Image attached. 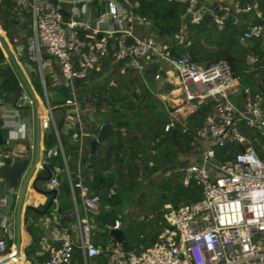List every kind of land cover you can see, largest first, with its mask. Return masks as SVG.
I'll return each mask as SVG.
<instances>
[{"label": "built area", "instance_id": "obj_1", "mask_svg": "<svg viewBox=\"0 0 264 264\" xmlns=\"http://www.w3.org/2000/svg\"><path fill=\"white\" fill-rule=\"evenodd\" d=\"M14 1L15 12L30 14V32L25 37L23 51L37 73L45 97V103L32 110L38 117V126L44 130L51 128L57 139L56 145L46 151L47 156L56 149L63 156L53 116L55 107L63 112L64 126L73 129L71 139L77 142L79 151L86 137H95L96 134L84 128L83 106L77 99L76 82L80 78L88 80L92 70L99 69L102 58L108 54L114 60L127 58L139 69L141 61L155 56L166 67L165 81L177 101L170 106L173 109L163 125L164 131L172 128L176 121L185 131L186 116L199 103L212 101L211 110L203 122L189 129L197 143L193 150L195 158L179 168L182 184L193 182L200 188L201 196L167 210L164 224L147 248L126 249L110 234L111 230L122 229L119 218L96 222L98 210L108 205H102L99 195L92 193L81 177L71 180L63 156V172L74 204L75 223L61 228L51 244L41 247L38 253H46L41 264H76L75 256L80 264H264V161L255 148L256 145L264 148L262 92L241 85V77L234 75L225 59L202 66L190 60L187 53L170 56L153 35H139L128 27L130 25L126 26L147 21L134 14L129 6L118 5L116 0H106V14L113 22L121 21L122 25L102 30L100 36L96 30L86 31L90 28L86 21L73 17L78 14L74 5L67 10L68 18H64L65 14L53 0ZM175 1L185 4L181 22L187 18L198 23L203 15L208 14L217 25H221L229 14L234 18L240 11H251L252 19L241 39L260 37L264 32V10L258 9L256 2L242 4L239 0H219L209 4L202 0ZM255 18L261 23L254 24ZM79 29L84 31L83 36H80ZM176 37L179 42L183 39L182 33ZM48 72L53 94H57L61 86L67 89V94L57 105L48 99L45 85ZM154 78L159 79V73ZM4 96L0 95V128L18 131L24 124L18 122L17 108L6 102ZM19 98L22 103H30L26 92ZM177 110L181 113H176ZM226 143L240 144L244 148L235 152L232 158H216L214 148ZM19 152L0 149V164L5 159L13 161ZM48 174V187L56 188V169L48 168ZM114 194L115 190L110 188L106 197ZM76 196L83 209L82 216L77 211ZM11 231L12 216L0 184V264L17 263L15 247L6 242ZM21 255L25 260L22 252Z\"/></svg>", "mask_w": 264, "mask_h": 264}, {"label": "trees", "instance_id": "obj_2", "mask_svg": "<svg viewBox=\"0 0 264 264\" xmlns=\"http://www.w3.org/2000/svg\"><path fill=\"white\" fill-rule=\"evenodd\" d=\"M122 2L123 0H119ZM125 7L143 16L149 23L150 34L165 46V51L170 55L187 53L190 60L202 66L225 59L232 68L234 75L241 77V85H248L253 91H261L264 95V32L260 37L242 38L243 31L248 27L253 13L251 11H240L232 17L225 16L221 25H217L210 15L205 14L198 23H192L187 18L181 22V14L184 12L185 4L175 0H126ZM246 4L256 2L258 9L264 10V0H239ZM93 2L96 14L102 12L103 4ZM14 0H0V29L8 42L15 48L25 43L27 34H19L14 25L29 13L27 11L15 12ZM29 16V15H28ZM30 17V16H29ZM64 18H67L64 16ZM84 31L79 29L80 36ZM182 33L181 42L176 35ZM101 33H97L100 36ZM188 43V44H185ZM112 46V42H109ZM23 50L19 57L26 60ZM248 57H252L250 61ZM129 59L114 60L111 54L104 56L101 66L92 70L88 76L90 82L100 72L109 70L103 78L95 84L89 83L85 78L76 82V88L84 87L81 92L76 90L77 99L81 100L82 106L89 103L97 114L84 122V128L92 134H96L99 126L107 123L111 128L103 141L96 144L94 149L95 158L103 164L99 167L88 159L89 142L92 136L84 139L83 147L78 150V144L71 139L72 128H67L64 133L60 132L61 122H56L58 136L62 146L66 164L72 181L77 179L76 162L84 175L82 181L89 187L92 193L99 195L102 205L107 204L109 208L101 207L95 215L96 222L101 219L112 221L119 218L123 239L133 249L147 248L155 239L159 228L164 224V213L169 209L176 208L181 203L193 202L200 198V188L193 182L183 185L180 181L181 170L177 165L183 163L182 158L193 154L197 143L190 134V127L199 125L210 112L212 101L206 100L198 104L196 109L186 116L184 125L186 130L182 131V125L175 122L174 126L167 131L163 130L164 123L168 120L169 107L165 101L156 96L154 75H165L166 67L161 65L155 56L149 60L141 61L142 67L132 65ZM32 75V89L36 94L42 93L41 85L35 71ZM46 89L50 82L45 80ZM22 92L21 81L15 73L10 61L4 59L0 53V95H11L14 105L21 103ZM58 94L51 104L57 105L61 102L67 89L61 86ZM264 109V100H263ZM59 107V106H57ZM83 118V116H82ZM87 118L84 116V119ZM83 119V120H84ZM1 135L5 138L3 128ZM56 142V136L52 129L43 134V162L45 167L53 169L57 167L55 201H51L46 207L51 195L48 194L46 201L42 204L25 205L23 211V223L25 231L30 236L29 242L24 246V256L31 264H41L46 253L39 254L40 237L42 228L37 224V219L44 213L50 212L56 207L57 212L65 215L61 218L69 220L68 212L72 207L69 187L66 179L62 176L63 161L60 152L46 155V151ZM244 148L240 144L226 143L215 147V157L221 160L232 158L235 152ZM258 156L264 161V148L256 146ZM5 162H10L5 159ZM39 175H46L47 170L41 168ZM160 176L155 188L158 194L155 201L149 205V210L141 217L132 215L124 217L115 209L120 201L123 191H132L136 186L142 184L151 176ZM110 188L115 194L107 198ZM152 192L140 191L136 196V207L141 209L144 202ZM167 204V207H164ZM76 257V264L80 260ZM26 262V261H25ZM27 263V262H26Z\"/></svg>", "mask_w": 264, "mask_h": 264}, {"label": "crops", "instance_id": "obj_3", "mask_svg": "<svg viewBox=\"0 0 264 264\" xmlns=\"http://www.w3.org/2000/svg\"><path fill=\"white\" fill-rule=\"evenodd\" d=\"M53 1L56 4H58L60 8H63L66 12H67V10H69V8L71 6L74 5L77 9L78 14L76 16H73V17L80 19V20H83V21H86L88 23V25L90 26V28L88 30H86L88 32L91 30H96L97 33H100V32H102V30L114 29V28H117L120 25H122L121 21L113 22L109 18V16L106 14V11H107L105 8L106 0H85L84 2H82V0H78V2H72V0H53ZM94 1H97L98 4L101 3L102 1H105L103 4L102 12L96 14V8L93 6ZM202 1H204V3L215 4L219 0H202ZM224 1H227V0H224ZM116 2L118 5H120V6L123 5V7H124V4H123L124 0L122 2H120L119 0H116ZM65 16L68 18V15H65ZM128 25H130V26H128ZM126 26L130 27L136 34L152 35V34H150V28H149L150 25L148 22L147 23L133 22L131 24H126ZM0 36L4 40L7 47L9 48L10 44L8 43L7 38L3 35V31L1 29H0ZM22 50H20L19 52L21 53ZM15 51L17 54V50H15ZM17 56H19V55L17 54ZM248 59L251 61L252 57H248ZM14 61L17 64V66H18L20 72L22 73L23 77L25 78L28 86L30 87L31 90H33L32 85L29 83L28 77L26 76V70L27 69L24 66V62H27V60H24L23 62H21V64H19L17 60H14ZM20 66L23 67L24 70H22V68ZM164 81H165V76H164ZM165 90H167L169 92V87H168V84L166 81H165ZM32 92L38 101V107H40L42 105V103H45L39 99L38 95L34 92V90ZM21 93H25V92L22 91ZM26 93L28 94L27 91H26ZM170 94H172V93H170ZM28 96H29V99L31 100L30 102H32V99H31L29 94H28ZM56 96H57V94L52 93V98L49 99V97H48L49 101L51 102L52 100H54V98H56ZM262 96H263V100H264V95L262 94ZM4 100L6 102H11L14 105L13 96L5 95ZM14 106L17 108V115L18 116H16V119L18 120V122L23 123L24 126H23V128L19 129L18 131H13V132L12 131L9 132L8 130L4 129V130H6L5 138H3V139H5V144L0 145V146H4V148H0V149H7V150H14V151L19 150L20 152L13 159L15 160L17 158H27L29 160L28 166L30 164V160H32V164H34V168H33L31 174L29 175V177L27 179L26 186H25L23 192H22L23 181L21 183L20 192L16 193L15 192V186H14V190H13L12 194L9 196L7 195L8 185L2 181L4 183V185H1V187L3 190L4 197L6 198V205L9 207V211L11 212V216H12L11 237L7 238L6 242L10 241L13 238L16 241L17 214H18L17 208H18V205L20 202L19 214H18V218H19V220H18L19 221L18 222V228H19L18 246L19 247L18 248H19V250L21 249V252L24 255V252H23L24 246L29 242V239H30V236L25 231L24 223H23V211H24L25 205L30 204V205L36 206L37 204H42V203H44V201H46L48 194H50L51 197H50V199L46 205V207H47V206H49L51 201H55V194L56 193L53 195L52 193L47 192L48 190H50L52 188H49L47 185V182H46L47 177L46 176L48 174V167H45L44 162H43V158H42V156H43V134L46 130H44L38 126V142L36 144V138H37L36 137V126H35V115L36 114L32 110L33 108H35L33 106V102L31 104L29 102L22 103V101H21V103H19V106H16V105H14ZM29 107L31 108L30 113L34 115V128H31V126L28 123L29 118H30L29 114H26L22 109V108L27 109ZM262 107H263V105H262ZM58 110H59V114L57 117L54 115V112H53L54 121L56 124V122L58 120H60V122H61L60 132L64 133L67 128L64 126V123L62 121L63 120V112L61 111L60 108H58ZM83 121L89 122V119L85 118V120H83ZM56 143H57V139L53 145H56ZM36 145L38 148V159L36 162H34V159L36 156ZM27 153L30 154L31 157H29L27 155ZM194 154H195V152L193 151L192 155L194 156ZM60 155H61L62 161H63L64 153H63V156L61 153H60ZM64 158L66 161L65 156H64ZM188 159H189L188 156L183 157L182 158L183 163L181 164V166L189 163L190 161ZM10 162H12V160H10ZM28 166H27V168H28ZM177 166H178V169L181 167L180 165H177ZM27 168H26V170H27ZM41 168H45L47 170L46 175H39L38 174V172L40 171ZM53 169H56V172L58 171L57 167H54ZM63 169H64V161H63V168H62L61 173H62V176L67 181V178L63 172ZM25 171H24V173H25ZM76 171H77V177L78 176L81 177L84 175V172L81 170V168L79 167L77 162H76ZM24 173H23V175H24ZM26 174H25V176H26ZM23 180H24V178H23ZM67 183H68V181H67ZM68 187H69V185H68ZM69 192H70V188H69ZM75 193H77V192H75ZM13 195L15 196V200H13L11 203V196H13ZM20 198H21V201H20ZM70 199H71L72 207L70 208V210L68 212V216L70 217L69 220L64 219L62 222L61 218H63L65 215L61 214L60 212H57L56 207H54L48 213H44L45 210H43L42 211L43 214L38 217L37 224L43 230L42 235L40 237V241H39L40 247H43L44 245H47V244H51L53 242L54 238H56L58 236L61 228L67 227V226L75 223L74 204H73L71 193H70ZM76 204H77V211L79 212V215L82 216L83 215V209L81 208L80 200L77 196H76ZM167 206H168L167 204H164V207H167ZM107 208H109V206H107ZM104 239H105V237H104ZM7 245L11 246V244H8V243H7ZM41 249L42 248H40V250ZM24 261H26L28 264L30 263L29 260L25 259Z\"/></svg>", "mask_w": 264, "mask_h": 264}, {"label": "rangeland", "instance_id": "obj_4", "mask_svg": "<svg viewBox=\"0 0 264 264\" xmlns=\"http://www.w3.org/2000/svg\"><path fill=\"white\" fill-rule=\"evenodd\" d=\"M28 15L30 16V14L28 13L25 16V18L23 19V21L20 18L21 15H19L18 16V18H19L18 23L13 26L14 27L13 29H15L19 34H22V35L27 34V30L26 29H28V27H30V22H31V19H30V17ZM24 25L27 26L26 29L24 28ZM155 40L158 42L157 39H155ZM8 50H9L11 56L13 57V59L17 60L19 64H21V62L24 61L23 58L17 56L16 51H15L14 47L11 44H10ZM0 53L3 55L5 60L10 61L8 56H7V54H6V52H5V50H4V48L1 46V44H0ZM22 57H25L24 51H23V56ZM21 68H22V70H24L23 67H21ZM108 71L109 70H105L103 72H100L99 74L96 75L94 81L90 82L88 80L89 83L85 84V86L88 85V84H95V83L99 82ZM15 73L19 77V75H18L16 70H15ZM26 76L28 77L29 83L32 84V81H31L32 80V75L27 70H26ZM164 76L165 75L160 76L159 79L155 80V87H154L155 89L154 90L157 92L156 96L158 98L164 100L167 105L171 106V105L175 104V102L177 101V97L174 94H170L167 90H165ZM45 77H46L47 81H49V78H50L49 77V72L46 74ZM19 79H20V77H19ZM20 81H21V79H20ZM85 86L78 87L77 91L81 92L84 89ZM21 88H22V91H24V92L27 91L26 88L23 86L22 82H21ZM47 94H48L49 99H51L52 98V88L49 85L47 86ZM37 95H38V97H39V99L41 101L45 102V97H44L43 93H40V94H37ZM57 95H59V94L57 93ZM30 103L32 104V102H30ZM22 109H23V111L26 114H29L30 118H29V122L28 123L31 126V128H34V115L30 113L31 112V108L29 107L27 109L26 108H22ZM53 112H54V115L57 117L58 114H59L58 108H54ZM83 112L84 113H83V118L82 119H84V116H86L88 119H90L94 115L97 114V111H95L94 108L87 102H85V104L83 105ZM3 132L5 134L6 130H3ZM0 148H4V146H0ZM27 155L29 157H31L30 154L27 153ZM194 157L195 156L190 154V156H188V158H189L188 160L189 161H193ZM31 165H32V160H30V164H29L27 170L25 171L24 175L15 184V192L16 193L20 192L21 183L23 181V178H24L25 174L28 172V170H29ZM159 178H160L159 175L158 176H151L149 179L144 181L142 184H139L138 186H136V188H134L132 191H123V192H121L120 201H119V203L117 205H115V209L118 211V213H120L124 217L125 216L126 217H130L132 215H138L139 217H141L145 212H147L149 210V205L152 204L155 201V195L158 194V191L155 188V185H156L157 181L159 180ZM0 184L4 185V183L2 182L1 178H0ZM141 190L145 191V192H152V193L147 198V200L144 202L143 207L141 209H139V208L136 207V196L138 195V193ZM13 200H15V196L14 195L11 196V203H12ZM7 243L11 244V246L14 247L15 239L13 238L10 241H8ZM18 258H19V262H18L19 264H28L22 259L21 249L18 252ZM18 263H16V264H18Z\"/></svg>", "mask_w": 264, "mask_h": 264}, {"label": "water", "instance_id": "obj_5", "mask_svg": "<svg viewBox=\"0 0 264 264\" xmlns=\"http://www.w3.org/2000/svg\"><path fill=\"white\" fill-rule=\"evenodd\" d=\"M105 8L107 9V5H105ZM60 11L65 14L68 15V13L63 9L60 8ZM254 24H259L261 23V20L258 18H255L253 20ZM0 43L2 45V47L4 48L9 60L11 61L14 69L17 71L22 84L24 85V87L26 88L28 94L30 95L32 102H33V106L35 108H38V101L35 98L32 90L30 89V87L28 86L25 78L23 77L22 73L20 72L17 64L15 63L14 59L12 58L7 45L5 44L4 40L1 38L0 36ZM23 44H19L15 47V50L20 51L23 49ZM24 66L26 67V69L29 72H33L35 71L34 67L28 63V62H24ZM35 126H36V144L38 142V117L37 115H35ZM111 128L109 127V125L107 123H103L99 126V129L95 135L94 138H92L89 142V148H88V159L91 160L92 162L96 163L99 167H103V164L100 163L94 156V149L96 144H98L99 142L103 141L104 138L107 136V134L110 132ZM5 144V139H3L2 135H1V130H0V145ZM38 159V148L36 145V156L34 159V162H36ZM33 162V163H34ZM29 160L27 158H17L15 160H13L12 162L8 163V162H3L0 164V178L2 179L3 182H5L8 185L7 188V195H11L13 190H14V186L15 184L18 182V180L22 177L24 171L26 170L27 166H28ZM34 168V164H32L26 174V176L24 177L23 180V188H22V192L24 191V188L26 186V182L27 179L29 177V175L31 174L32 170ZM49 174H47L46 177H48ZM48 193H52L53 195L56 193V189L52 188L50 190L47 191ZM7 196V197H8ZM21 201V198H20ZM19 206H20V202L17 208V212L19 214ZM18 214H17V231H16V241H15V251H16V257H18V241H19V228H18ZM110 234L117 240H119L121 242V244L123 245L124 248L126 249H131V247H129L124 239H123V234H122V229H118V230H111Z\"/></svg>", "mask_w": 264, "mask_h": 264}, {"label": "bare ground", "instance_id": "obj_6", "mask_svg": "<svg viewBox=\"0 0 264 264\" xmlns=\"http://www.w3.org/2000/svg\"><path fill=\"white\" fill-rule=\"evenodd\" d=\"M176 113H181V110H177ZM19 262V258L17 257V263ZM19 264V263H18Z\"/></svg>", "mask_w": 264, "mask_h": 264}]
</instances>
